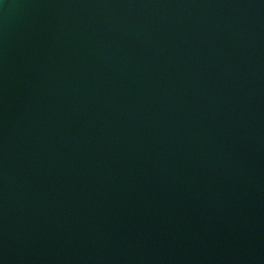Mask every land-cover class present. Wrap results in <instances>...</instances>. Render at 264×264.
<instances>
[{
  "label": "water",
  "instance_id": "1",
  "mask_svg": "<svg viewBox=\"0 0 264 264\" xmlns=\"http://www.w3.org/2000/svg\"><path fill=\"white\" fill-rule=\"evenodd\" d=\"M0 264H264V0H0Z\"/></svg>",
  "mask_w": 264,
  "mask_h": 264
}]
</instances>
